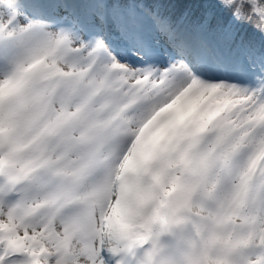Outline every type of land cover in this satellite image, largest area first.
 <instances>
[{"label":"snow or ice","instance_id":"snow-or-ice-1","mask_svg":"<svg viewBox=\"0 0 264 264\" xmlns=\"http://www.w3.org/2000/svg\"><path fill=\"white\" fill-rule=\"evenodd\" d=\"M0 264H264V0H0Z\"/></svg>","mask_w":264,"mask_h":264}]
</instances>
